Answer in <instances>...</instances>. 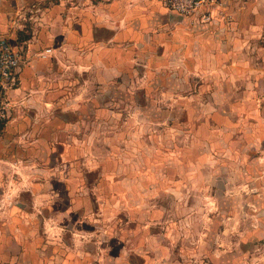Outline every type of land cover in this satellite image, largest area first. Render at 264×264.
<instances>
[{"label": "rangeland", "instance_id": "rangeland-1", "mask_svg": "<svg viewBox=\"0 0 264 264\" xmlns=\"http://www.w3.org/2000/svg\"><path fill=\"white\" fill-rule=\"evenodd\" d=\"M44 1L78 0L32 12ZM221 1L209 50L130 55L108 80L86 69L80 85L56 49L75 82L51 117L67 111L76 128L69 159L94 194L97 264H264V0ZM49 144L48 158L63 152Z\"/></svg>", "mask_w": 264, "mask_h": 264}, {"label": "crops", "instance_id": "crops-1", "mask_svg": "<svg viewBox=\"0 0 264 264\" xmlns=\"http://www.w3.org/2000/svg\"><path fill=\"white\" fill-rule=\"evenodd\" d=\"M32 1L0 0V36H8L27 57L16 88L9 91L14 110L0 141V264H97L98 240L88 235L98 229L99 218L86 202L94 201V194L69 159L78 148L76 128L67 111L51 117L58 106L67 110L69 81L75 82L63 75L56 49L83 86L86 69L97 75L94 80H108L130 55L149 61L185 40L209 50L221 22L216 16L198 22L168 9L170 14L161 0H78L75 6L62 3L59 10L44 1L41 14L32 12L37 5ZM192 21L200 29L194 35L184 31ZM257 54L261 69L264 47ZM48 135L64 143L59 156L53 151L48 158ZM107 259L117 261L112 252Z\"/></svg>", "mask_w": 264, "mask_h": 264}, {"label": "built area", "instance_id": "built-area-1", "mask_svg": "<svg viewBox=\"0 0 264 264\" xmlns=\"http://www.w3.org/2000/svg\"><path fill=\"white\" fill-rule=\"evenodd\" d=\"M161 2L171 11L196 16L201 22L215 17V9L222 3L221 0H161ZM46 51H51V48H47ZM26 58V52L22 47L14 45L8 36H0V141L4 126L12 117L14 110L9 91L16 88Z\"/></svg>", "mask_w": 264, "mask_h": 264}]
</instances>
